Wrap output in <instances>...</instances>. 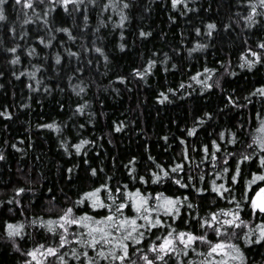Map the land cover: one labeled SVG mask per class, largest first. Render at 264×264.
I'll list each match as a JSON object with an SVG mask.
<instances>
[{
    "label": "trees",
    "instance_id": "trees-1",
    "mask_svg": "<svg viewBox=\"0 0 264 264\" xmlns=\"http://www.w3.org/2000/svg\"><path fill=\"white\" fill-rule=\"evenodd\" d=\"M253 4L257 11L249 21L245 17ZM3 7L0 264H37L27 253L39 245L56 247L62 232L49 231L42 221L56 220L83 193L102 184L188 197L179 206L178 218L161 214L166 225L145 232L139 245H130L133 252L136 247L148 251L153 241L161 242L157 237L166 235L167 224L203 235L207 226L201 229L196 221L202 223L220 209H234L230 197L212 191L213 180L229 187L230 175L239 165L242 176L231 187L232 195L242 200V185L252 173L264 172L258 159L264 153L253 143L264 136L257 131L264 123V95L257 92L264 86V49L259 48L264 43V6L258 0H187L186 6L180 0L175 7L172 0H83L69 3L67 10L57 0H34L32 8L23 0H6ZM122 16L126 18L121 23ZM210 23L216 25L211 34ZM63 28L71 35L59 30ZM11 48L16 52L8 51ZM249 49L261 56L252 67L244 59H256ZM17 56L18 62L13 63ZM137 70L143 75H137ZM48 124L59 129L44 126ZM82 140L88 143L77 152L73 145ZM245 155L251 159L243 160ZM177 165L182 169L172 172ZM225 167L227 173L222 171ZM164 171L170 175L165 177ZM19 188L25 191L18 193ZM197 188L208 190L198 193ZM113 192L120 195L114 188ZM107 195L101 189V196ZM75 207L88 210L83 204ZM97 212L107 214L104 209L91 210L93 215ZM241 217L251 223L230 228L236 232L231 242L244 252L245 264H264V241L248 244L243 239L260 218L248 207ZM9 223L23 225L19 235L8 236ZM82 231L81 226L71 225L65 234L69 243L57 256L63 255L67 264H87L83 255L77 260L72 252L86 250L96 258L99 249L87 248L75 238ZM207 234L209 239H220L210 229ZM194 247L196 251L189 249L187 256L179 254L184 264L205 259L199 253L206 254L207 246L197 241ZM140 255L130 259L144 264ZM38 259L43 264H61L53 256L38 255ZM165 259L178 264L175 255ZM99 264L108 262L101 258Z\"/></svg>",
    "mask_w": 264,
    "mask_h": 264
},
{
    "label": "snow or ice",
    "instance_id": "snow-or-ice-1",
    "mask_svg": "<svg viewBox=\"0 0 264 264\" xmlns=\"http://www.w3.org/2000/svg\"><path fill=\"white\" fill-rule=\"evenodd\" d=\"M5 2L6 0H0V21L6 19L3 7ZM16 2L21 3L22 0H16ZM23 2L29 8L34 7V0H23ZM40 2L43 3V0H40ZM57 2L61 3L64 6V9L67 10L69 3L79 4L82 3L83 0H57ZM91 2L95 3V0H91ZM179 2L180 0H172L173 7ZM184 2L186 6L187 0H184ZM258 2L260 5L264 6V0H258ZM249 3H252V0H249ZM124 7L127 8L128 4L125 3ZM256 11L255 4H253L251 14L245 17V19L252 21ZM125 18L126 17L123 16L121 17V23ZM85 20H87L86 16ZM24 22L27 23V20ZM45 23H47V21H45ZM215 27L216 25L214 23L207 25L209 34H211V30ZM59 30L69 32V29L67 28ZM197 32H199V29H197ZM69 35H71L70 32ZM141 35L146 34L141 33ZM43 42L44 41L41 38V43ZM49 43H51V41H49ZM120 47L123 48L124 45L121 44ZM198 47H204V45H198ZM259 48L264 49V43H260ZM8 51L15 53L16 48L8 49ZM95 51L102 52V49L96 48ZM248 51H250L251 55L256 58L255 60H248L247 57H244L247 61L248 67H252L255 63L261 62V56L257 52L252 51L251 49ZM105 59H107V57H105ZM18 60L19 57L17 56L12 62L16 63ZM56 60L57 63H59V54H57ZM150 63L155 62L150 61ZM244 66L245 64H241V67ZM209 71V69H205V72ZM137 75H143V73H140L137 70ZM181 87H183V85H181ZM207 87H211V85L208 84ZM81 91H83V89H81ZM257 92L264 95V86L257 89ZM166 98L167 97H165V99ZM229 100L231 101V97H229ZM80 107L81 109L83 108L82 105ZM44 126L48 128H56L57 130L59 129V125L55 124ZM119 130V127H117V131ZM257 131L264 133V123L261 124ZM221 135L223 136V134ZM233 136H235V134H233ZM232 142L235 143V139H233ZM86 143H88V141L82 140L80 143L73 145V147L79 152L82 146ZM253 143L258 145V151L264 153V136L254 138ZM216 147L219 148V145H216ZM205 151H208L207 147H205ZM255 154L256 153L253 152V155ZM0 159H4L3 154H0ZM242 159L250 160L251 156L245 155ZM258 159L261 167L264 168V154L260 155ZM214 160L215 157L213 156V162ZM179 169H182V165H177L172 169V172H176ZM222 171L227 173L229 170L225 167ZM92 174L96 175V169H92ZM163 175L167 177L170 173L164 171ZM217 175H219V173H217ZM153 176L155 177V181L160 180L159 175L153 173ZM241 176V170L239 165H237L235 174L230 175L229 187H225L224 184L217 185L215 180L212 181V191L225 199H229L230 197V203L234 202V209H220L219 213L211 212L210 218L203 219L202 223L196 221V223H199L201 229H205V226H207L203 235H196L193 231H177L171 224H167L168 230L166 231V235L156 238L161 241L160 243L153 241L148 246V251H143L139 247H136L134 252L131 251L130 245H139L145 238V232L151 234L152 229L160 230L166 225V221L161 219V214L173 220L178 218L180 214L179 206L185 204L188 197L185 196L181 198L179 196H166L164 193L145 194L138 188L135 189V191H126L128 187L127 185H124L123 188L118 186L110 188L107 184H102L99 187L93 188L91 191L83 193V196L74 202L73 207L66 208L63 215H60L56 220L42 221V223H45L48 226L49 231L51 232L55 233L58 230H62L59 235L60 244L56 247L49 246L47 248H45L44 245H39L37 248L28 252L27 255L31 256L33 260H36L37 264H43V260L38 259V255L43 258H46L47 256L57 257L61 264H67L64 256H57V254L59 249L62 248L65 243H69L65 234L69 232L70 226L78 225L81 226L84 231L80 232L75 238L81 244L86 245L87 248L99 249L96 253L95 259L90 257L86 250L82 251L80 254H77L76 252L71 253V255L77 260L80 259V255H83L87 259V264H99L101 258L107 261L108 264H117V262L118 264H136L135 261L130 259V256L135 255L136 253H141L140 259L144 264H156L157 261L162 262V264H168V261L165 258L166 256H169V254L177 257L178 264H184V261L180 260L179 254L182 252L183 255L187 256L189 249L196 251L194 245L197 241L207 246L206 254L199 253V255L205 256V259L201 261L200 264H232L233 261L238 262V264H245L246 257L244 252L238 244L231 242V237L236 236V232H230L229 229L243 228L251 223L250 221H245L241 217L242 210L245 207H248L251 210V214L260 219L259 223H257L254 228L249 227L248 231L244 232V242L251 244L264 241V172L251 174L252 178L242 185V200H238L235 195H232L233 189L231 185L235 184ZM139 179L144 180L143 177H140ZM189 179H191V177H189ZM201 179H203V177H201ZM145 183H147V181H145ZM175 183L181 185L182 182L180 179H176ZM253 185H255V187H253ZM182 186L185 188L189 187L187 184H183ZM113 188L115 189V192L120 193L119 196L114 194ZM101 189L107 190V197L101 196ZM207 190L208 189L206 188L196 189L198 193ZM16 191L21 193L24 192L25 189L19 188ZM76 204H83L88 210L85 211L83 208H76ZM188 207L191 208L192 205L188 204ZM92 209H104L107 214L97 212L93 215L91 214ZM132 210L135 212L134 215L125 214L126 211L131 212ZM77 212L80 214L77 215ZM140 220L144 221V223H138ZM33 223H36V221H33ZM22 228L23 225L7 224L8 236L15 237L16 235H19ZM141 229H144V231H141ZM208 229L214 233L215 237H220V239H209L207 234ZM224 236H228L229 238L224 239ZM104 245H107L108 247L105 248L103 247ZM41 249L44 250L41 251ZM148 252L155 254L153 258H149ZM216 254H220L221 258L217 259ZM25 264H31V262L26 261ZM189 264H192V262L189 261Z\"/></svg>",
    "mask_w": 264,
    "mask_h": 264
}]
</instances>
